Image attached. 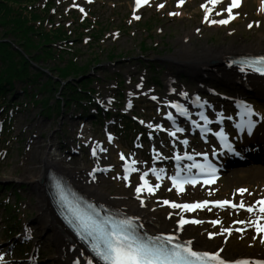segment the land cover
I'll return each instance as SVG.
<instances>
[{"label":"rangeland","instance_id":"rangeland-1","mask_svg":"<svg viewBox=\"0 0 264 264\" xmlns=\"http://www.w3.org/2000/svg\"><path fill=\"white\" fill-rule=\"evenodd\" d=\"M0 1L7 10L13 9L27 17L29 14L26 11L31 12L32 16L37 14L38 6L52 4L50 13L42 14L46 27L61 23L78 31L72 37L52 36L49 47L56 51L51 58L44 57L42 61H37L33 53L27 54L23 49L21 51L33 64L31 73L41 72L43 76L37 78V83L30 84L33 87H28L31 89L30 94H26L24 86L18 84L16 90L19 92L20 105L13 109V137L10 142L0 139V187L3 188L0 189V231L5 236L7 224L15 226L14 221L17 220L21 206L19 218L24 220V227L21 229L16 226L20 233L15 240L26 241L27 245H31V250L20 260L19 253L11 250L12 241H0V257H3L0 262L39 264L40 261L42 264H59L54 260L57 253L51 233H46L38 221L37 197L30 184L22 180L30 169L28 167L32 166L37 149L32 138L35 136L44 141L55 135L59 137L60 143L64 141L69 144L65 146L63 154L76 153L74 157L70 156V166L82 168L86 175L99 169L96 178L102 181L104 190L113 195L128 196L131 203H143L156 210L162 219H167L174 212L170 203L166 204L165 201L174 200L184 204L206 197L232 200L239 204L243 201L245 207L237 210L196 208L188 215L197 216L201 223L187 225L184 229L188 236H203L207 245L222 242L226 253H257L264 256V232L257 231V227L253 226L259 214L247 208L256 198L264 195V174L258 176L244 171L245 167L261 163L236 166L243 170L238 173H232L234 167L226 169L209 188L196 187L179 191L166 179L161 187L152 192L140 194L136 191L142 184L141 173L144 170L163 169L164 174L171 175L174 171L173 159L177 154L192 151L205 158L203 154L207 153V158L217 163L216 156L219 154L216 148H211L214 144L212 138L203 142L200 134H193L192 128L185 122L180 127L184 129L181 132L171 126L168 116L174 113L173 105L180 102L179 96L185 93L190 97L197 92L219 98L229 97L228 104H233L238 97L234 90L223 84L212 80L197 81L193 74H187L167 62V57L183 52L185 47L181 38L188 32L192 34L189 45L194 55L200 54L204 46L222 47L255 42L260 33L264 34V0H244V5L231 11L232 19L224 24L211 21L228 19V4H213L211 0H150L146 7L140 9L135 8V0H40L35 3L30 0ZM10 4L15 7H10ZM206 8L211 11H206ZM64 12L68 14L63 15ZM48 15L54 22L49 23ZM92 16L105 29L102 33L98 32L96 37L91 32L93 28L87 23V28L81 27L84 19L91 24ZM123 22L127 27H122ZM41 29L43 26L33 34L36 43L39 37L46 38ZM0 39L12 43L17 50L22 48L15 39L4 37L1 33ZM71 63L84 70H74L76 72L73 75L62 76L58 70L75 67ZM83 81L91 82L90 87L95 91L93 98L104 109H109V118L104 117L100 121L92 118L93 114L81 115V107L73 101L74 90L70 88L75 86L81 90V86L84 87ZM46 84H49V88L42 92L40 88ZM47 98L51 99V105L45 102ZM243 98L254 99L264 105V99L251 90ZM115 99H123L117 104L121 111L139 119L142 126L140 133L125 131L124 120L116 116L114 111V107H117L114 105ZM145 99L148 104L143 102ZM221 104L226 105L225 101H221ZM234 108L236 104L233 111ZM211 111L218 114L212 118V121L218 123L222 111L225 118L231 116L229 111L219 108ZM38 121L43 122L41 127H36ZM2 123L1 120L0 133L5 129V126L1 128ZM172 132L176 135L173 136ZM158 157L163 158V164H155ZM127 161L136 163L131 174L126 173ZM149 178L156 181L153 176ZM239 189L246 191L241 193ZM4 198L15 207V211L10 212L1 205ZM225 229H230V232ZM209 233L215 235L210 236Z\"/></svg>","mask_w":264,"mask_h":264},{"label":"bare ground","instance_id":"bare-ground-1","mask_svg":"<svg viewBox=\"0 0 264 264\" xmlns=\"http://www.w3.org/2000/svg\"><path fill=\"white\" fill-rule=\"evenodd\" d=\"M191 35V32H188L181 38V42L184 43L185 49L180 54L177 53L167 57V62L172 63L175 67L181 68L187 74H193L199 82H201V80H212L213 82L229 87L231 90L235 91L239 99H242L243 95L249 92V90L264 99V76L253 70L245 72L242 70L243 68L237 67L231 62V59L237 56L264 55V34L260 33L258 35V40L247 44H231L222 47L204 46L201 48V53H195V55L193 53L191 54L190 50L191 47L189 43L191 39L189 38ZM186 41L189 42L187 43ZM70 85L71 84H68V86ZM180 98L187 104L191 103V97L188 95L182 94ZM179 115L180 114L175 111L172 115H169V119L172 121H181ZM72 122L75 123L74 120ZM42 125L43 122L38 121L36 127H41ZM32 139L33 144L37 145L36 152L32 159L36 166H34L32 162V166L28 167L30 169L27 170L22 180L30 184L32 192H34L37 197L36 209L39 216L38 221L41 223L46 233H51L57 253L54 260L59 264H76L77 261H79L80 264H90L93 259H95L96 264L103 263L96 259L82 241L75 236L56 211L49 187L46 184V180H48L46 177L51 171L65 176L67 180L75 184L81 191L97 203L112 207L138 220L143 228L155 235H174L179 238V241L192 240L194 248L202 251L216 252L222 248L224 249V252L221 253L222 257L231 258L233 260L250 259L255 261L264 259V256L257 253L249 255L229 254L225 252V247L222 242H214L211 245H207L203 236L196 234L188 236L184 226L183 230H181L180 226V220L187 216L188 211L174 208V212H172L167 219H162L156 210L145 206L143 203H131V201L128 200L130 198L128 196L123 194L113 195L107 192L104 190V187L101 186L102 181L96 178L97 173L93 172L86 175L82 168L70 166V156L74 157L75 152L63 154L62 151L65 146L68 147L69 144L64 141L60 143L57 135L51 136L44 141L39 140L35 136ZM54 152H59L61 154L56 155ZM128 162L130 161L126 163ZM260 162V165L245 167L244 171L262 176L264 174V157ZM125 168L128 174L134 172L128 171L129 168L135 169L134 164ZM230 168L232 167H228V169ZM242 171L243 170L236 167L232 168V173ZM150 174L157 176V174L151 170L148 171V176ZM160 177L161 180H157L156 182L149 180V178H146V180L155 190L161 187V184L166 180V175L163 174V172L160 173ZM157 184H159V187H156ZM143 192H148V190L145 189L140 192V194H143ZM260 199V197L256 198L248 207L252 206L261 216L264 214L260 213V204L257 203L258 201L261 202ZM170 202L175 201L170 200ZM169 205H171V203ZM173 219L177 221L174 222L172 221ZM256 220L261 222L254 221V225H257V223L261 224L264 219L259 218Z\"/></svg>","mask_w":264,"mask_h":264},{"label":"snow or ice","instance_id":"snow-or-ice-1","mask_svg":"<svg viewBox=\"0 0 264 264\" xmlns=\"http://www.w3.org/2000/svg\"><path fill=\"white\" fill-rule=\"evenodd\" d=\"M141 0H137V6H139ZM218 0H211V3L215 4ZM239 0H232L228 5L229 16L228 19L211 21L213 23H227L228 20L232 19L231 9L234 6H238ZM264 6V5H262ZM206 7V6H205ZM206 11L210 12L211 9ZM207 19V16L205 17ZM251 27V25H249ZM254 69L257 73L264 75V55L259 58L245 59L243 69L245 72ZM185 95H187L185 93ZM173 107L178 108L184 115H188L187 109L181 107L179 104L173 105ZM239 108L241 109L240 123L237 127L243 132L247 129L249 134H253L258 121L253 119V117L259 116V121H264V115L257 113L254 108L245 103L243 99L239 102ZM202 115V119L208 121V117ZM221 119H223V114H221ZM211 121H209L210 123ZM197 127H200L198 122L193 121ZM159 127V126H158ZM206 131H211L210 128L204 126ZM179 131H184V129H178ZM173 136L176 135L175 132L171 133ZM223 142L225 147L230 150H235L233 145L228 142L227 136L223 130L216 132ZM185 144L188 143L187 140L184 141ZM238 154V153H237ZM206 158L205 163H193L188 165L187 171L188 176L181 177L179 174L171 177L173 184L180 191L183 190V184L191 182L192 184L197 183L195 176L192 174V168L200 169L201 173L205 171L210 174H214L216 171L215 165L210 161H207V153L203 154ZM184 156H187L189 160L192 159L187 152ZM159 158V157H158ZM177 161L184 159L183 156L177 154L175 157ZM135 161H133V164ZM99 170V169H98ZM135 169L129 168L128 171H134ZM151 171L157 174V178L160 179V173L164 170L152 169ZM185 169L179 168L178 172H183ZM145 176L147 173L144 174ZM143 183L137 187L136 191L142 192L147 188L149 192L154 191L153 187L149 182L144 179V176L141 177ZM205 183H210L212 181L205 180ZM159 187V184L156 185ZM58 193L60 199L65 202L67 208L70 210V213L67 215V219L70 224L78 231L81 239L85 240L88 245L91 247L92 252L95 254V257H98L103 264H264V259L250 260V259H231L222 257L221 253L224 252V249L219 251H202L197 250L193 246L192 240L179 241V238L174 235L164 236H150L143 235L140 232V226L137 224L135 219L129 218H117L116 215L105 216L102 209L96 208L94 204L88 206V208L82 207L78 202L73 201L69 198L64 186L62 184H57ZM241 193L246 191V189H239ZM164 203H171L173 208L185 209V210H194L196 208L204 207L208 204L209 201L203 202H194V203H176L165 201ZM212 203L218 205L230 204L231 201H213ZM260 204V213L264 214V203L257 202ZM236 207L235 204L232 205ZM239 207L244 208L245 204L243 201L240 202ZM252 206L248 207V211H253ZM126 213L124 216L126 217ZM261 219H264V215L260 216ZM188 220L181 219L180 226L183 230V226L188 223ZM194 223H201V221H192ZM219 223V221H216ZM240 223H243L241 221ZM224 231H230V229H225ZM257 231H264V225L257 223ZM210 236H214V233H209ZM0 260H3V257H0ZM76 264H80L79 261ZM90 264H96L95 259H93Z\"/></svg>","mask_w":264,"mask_h":264},{"label":"trees","instance_id":"trees-1","mask_svg":"<svg viewBox=\"0 0 264 264\" xmlns=\"http://www.w3.org/2000/svg\"><path fill=\"white\" fill-rule=\"evenodd\" d=\"M9 1H15V0H9ZM29 2V0H27ZM35 2H38L40 0H30ZM19 5H22L20 2ZM17 5V4H16ZM17 5V6H19ZM52 4H45L44 6L40 7L38 6L37 14L31 16V12H28L29 16H24L23 13L15 12L13 9L11 11L7 10L2 2L0 1V33L3 34L4 37H10L12 39H15L19 45L22 47L21 50L15 49L12 43L1 41L0 39V112L3 109V106H7V110L11 107H15L20 105L18 102V97L15 98L14 96L17 95V86L18 84H21L24 86V90L26 94L31 93V89L28 87H32L30 84L37 83V78L42 77L41 72L31 73V69H33V64L31 61H28L29 59L25 58L22 54V49L25 51V53L30 54L33 53L34 59L37 61H42L44 57L51 58L53 54H55V51H52V48L49 47V44L52 41V36H56L60 38L61 36L64 37H72L73 34H76L77 32L73 29H70L63 24H55L51 25L50 28H47L44 24V20H42V14L45 15L49 12L50 7ZM10 7L14 8L15 6H12L10 4ZM50 13V12H49ZM50 15H48L49 23L54 22L53 20H50ZM129 17V16H128ZM125 21V20H124ZM43 24V25H42ZM89 27L93 28L91 32H93V35L96 37V34L102 33L105 29L102 23L99 21H96V24L92 25L89 24ZM40 26H43L44 36L47 38L39 37L38 41L35 42L33 34L35 31L40 28ZM83 27L86 26L85 23L82 24ZM122 27H127L125 23L123 22ZM82 32V31H81ZM81 35V33L79 34ZM41 51V52H39ZM43 53V55H42ZM75 67H63L60 68L58 71L61 72L62 76H68L73 75L74 70L82 71L84 68H77L74 63H71ZM72 69V70H70ZM40 71V70H36ZM36 79V80H33ZM90 81H83V86H81V90L76 89L75 86H73L70 89H73V101L75 100L76 104H79L80 107L86 108V104L92 103L94 105L93 97L95 91L94 88L90 87ZM26 85H30L27 86ZM33 88V87H32ZM49 88V84L46 86H41L40 90L43 92L47 91ZM87 89V90H86ZM11 96V97H9ZM19 96V95H18ZM50 98H47L45 102L49 105H51ZM86 102V104H84ZM53 108V107H52ZM8 112V111H7ZM6 112V113H7ZM121 116L123 114L121 113ZM125 118V131H137V124L133 122L128 117ZM11 135V127H8V130H6V136L10 137ZM10 210H15V207L8 206ZM21 222V220H20ZM16 224H19L16 222ZM9 225V224H8ZM6 237L9 239H12V237L15 235L16 231L12 226H9L7 229Z\"/></svg>","mask_w":264,"mask_h":264}]
</instances>
